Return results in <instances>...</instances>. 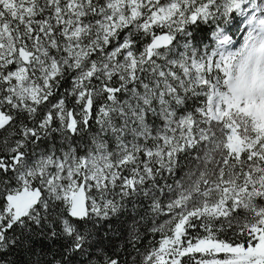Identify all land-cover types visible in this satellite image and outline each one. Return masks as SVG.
<instances>
[{
	"label": "snow or ice",
	"instance_id": "snow-or-ice-1",
	"mask_svg": "<svg viewBox=\"0 0 264 264\" xmlns=\"http://www.w3.org/2000/svg\"><path fill=\"white\" fill-rule=\"evenodd\" d=\"M0 264H264V0H0Z\"/></svg>",
	"mask_w": 264,
	"mask_h": 264
},
{
	"label": "rangeland",
	"instance_id": "rangeland-1",
	"mask_svg": "<svg viewBox=\"0 0 264 264\" xmlns=\"http://www.w3.org/2000/svg\"><path fill=\"white\" fill-rule=\"evenodd\" d=\"M236 27V24L234 23L231 27H230V29H229V32H230V34H232V29H234ZM237 39H239V38H237Z\"/></svg>",
	"mask_w": 264,
	"mask_h": 264
},
{
	"label": "trees",
	"instance_id": "trees-1",
	"mask_svg": "<svg viewBox=\"0 0 264 264\" xmlns=\"http://www.w3.org/2000/svg\"><path fill=\"white\" fill-rule=\"evenodd\" d=\"M204 33L202 32L201 35H203Z\"/></svg>",
	"mask_w": 264,
	"mask_h": 264
}]
</instances>
